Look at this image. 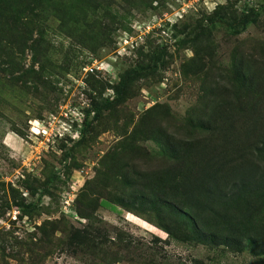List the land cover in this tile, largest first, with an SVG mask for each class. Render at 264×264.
I'll return each instance as SVG.
<instances>
[{"label": "rangeland", "instance_id": "1", "mask_svg": "<svg viewBox=\"0 0 264 264\" xmlns=\"http://www.w3.org/2000/svg\"><path fill=\"white\" fill-rule=\"evenodd\" d=\"M0 264H264V0H0Z\"/></svg>", "mask_w": 264, "mask_h": 264}, {"label": "trees", "instance_id": "2", "mask_svg": "<svg viewBox=\"0 0 264 264\" xmlns=\"http://www.w3.org/2000/svg\"><path fill=\"white\" fill-rule=\"evenodd\" d=\"M248 22H249V14L248 13H245L243 15V17L241 18V21L238 24H242V26H246ZM225 25L231 31H233V27L235 26V24H233V23H231L229 21H226L225 22ZM157 66H158V64L155 62V63L152 64V66L150 68L151 69H156ZM137 73H138L137 70L136 71H132L131 70L130 72H128L124 76V78L120 82V85H119L118 89L116 90V92H117V98H116L117 100L116 101H118L119 99L122 98V95L124 93L125 87L127 86V82L132 81L133 79H135L136 78L135 75ZM106 102H107V104L108 103L109 104L112 103V101H109V100H106Z\"/></svg>", "mask_w": 264, "mask_h": 264}]
</instances>
